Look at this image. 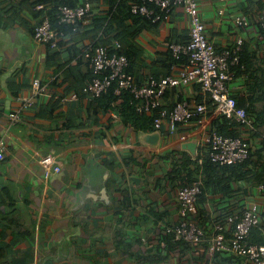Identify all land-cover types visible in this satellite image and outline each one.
<instances>
[{
	"label": "crops",
	"instance_id": "1",
	"mask_svg": "<svg viewBox=\"0 0 264 264\" xmlns=\"http://www.w3.org/2000/svg\"><path fill=\"white\" fill-rule=\"evenodd\" d=\"M94 4L95 13L105 8L102 0ZM263 7L259 0H200L210 41L221 51L243 37L251 53L248 66L253 64L262 76V86ZM238 12L249 16L250 25L236 24ZM42 14L33 0H0V140L5 143L0 159V264H251L233 253L209 249L226 212L242 213L249 200L258 198V185L247 180L233 183V195L207 194L197 219L205 231L199 243L174 241L167 232L179 220L176 191L181 176L195 167L187 161L196 160L195 171L201 172L203 137L222 113L219 108L208 105L205 114L179 124L175 133L164 124L159 146L146 144L143 131L97 110L82 82L75 86L74 76H67L68 65L90 75L88 64L74 55L91 37L75 34L60 48L40 43L34 28ZM188 18L176 6L140 32L137 42L147 53L136 66L141 82L153 74L178 72L169 45L189 38ZM54 51L60 58L51 60ZM241 69L231 92L248 98L256 78L251 68ZM36 78L42 87L37 105L23 108L21 120L12 123L9 113L33 95ZM197 84L169 88L164 105L171 108L180 97L200 101ZM256 102L263 110L264 98ZM257 119L262 133L240 129L251 142L252 157L263 159L264 122ZM192 139H199L197 157L182 147ZM45 155L61 167L49 177L40 160ZM184 163L187 169L179 175L176 168Z\"/></svg>",
	"mask_w": 264,
	"mask_h": 264
},
{
	"label": "built area",
	"instance_id": "2",
	"mask_svg": "<svg viewBox=\"0 0 264 264\" xmlns=\"http://www.w3.org/2000/svg\"><path fill=\"white\" fill-rule=\"evenodd\" d=\"M35 9L43 11L41 20L35 25L34 38L40 43L49 44L52 48H59L60 41L69 39L59 27L70 25L80 32L92 22L95 13L94 0H80L72 5L67 0H33ZM148 2L154 4L150 7ZM181 6L189 17V38L183 42H172L169 47L175 59L186 58L180 64L178 72L155 77L151 75L147 81L138 82L136 77L127 71L129 58L126 54L110 53V44H94V41L81 44V58L88 64L90 77L83 90L89 98H95L106 92L116 83L115 93L118 99L113 101L112 117L121 120V95L124 90L134 94L136 109L139 112L152 113L159 108V114L154 119V130L167 125L171 133L178 130L179 124L189 123L193 117L205 114V101L190 103L186 99L177 100L171 108H164L165 93L169 88L184 86L192 82L200 83L204 95L210 96L222 113L234 117L243 127L253 129V119L245 107L238 106L237 100L231 93V85L235 80L233 67L241 60L244 39L238 37L236 43L224 50H217L215 44L207 35L206 23L200 10V0H132L131 11L153 21L168 16L172 9ZM160 13H157V9ZM50 11H53L52 15ZM221 12L224 9H220ZM260 21L264 30V14ZM235 22L239 27L250 25V18L244 12L235 15ZM264 37V33H263ZM116 47L121 44L115 40ZM42 89L39 78L33 81V95L25 97L23 106L9 113L12 123L21 120V110L36 106V96ZM77 98L76 93L73 94ZM161 133V132H160ZM205 151L209 158L218 164H236L246 160L252 153V145L243 136L224 135L217 130H211L203 137ZM5 143L0 140V159L4 157ZM45 167V176L60 171L61 167L54 164L52 155L40 158ZM202 161V160H201ZM201 177L183 178L176 191L179 220L167 226V232L173 234L174 241H184L191 244L199 243L204 229L199 225L195 215L198 213L197 200L202 191ZM259 196L251 199L244 207L240 216L238 213L230 215L224 222L215 226L210 240L209 249L212 253L227 252L246 258L251 264H264V242L250 240L251 229L260 221V214L264 209V184H258ZM229 231V232H228ZM165 245V243H164Z\"/></svg>",
	"mask_w": 264,
	"mask_h": 264
},
{
	"label": "trees",
	"instance_id": "3",
	"mask_svg": "<svg viewBox=\"0 0 264 264\" xmlns=\"http://www.w3.org/2000/svg\"><path fill=\"white\" fill-rule=\"evenodd\" d=\"M70 4L75 5L76 1L74 0H67ZM131 2L132 0H102V3L105 4V8L101 9L99 12L94 13L92 17V22L89 26L85 27L80 32L74 31L70 25H60L59 27L65 32V34L72 39L75 34H83L89 35L91 39L94 41V44L102 43V44H110V53L117 52L126 54L129 58V66L127 67V71L132 73L138 82L140 81L139 72L136 70V66H138V59L139 53L142 50L139 43L137 42V37L140 32L143 30L145 26L149 23H152L153 20L149 19L148 17L140 14H134L131 11ZM262 7L264 6V0H259ZM150 7H155L154 4L148 2ZM264 8V7H263ZM160 9H157V13H160ZM51 15L53 11H50ZM264 13V9H263ZM165 16V12L163 13ZM158 21V20H157ZM155 23V22H154ZM264 33V30H262ZM115 40H118L121 44L120 47H116ZM65 39L60 41V44H63ZM61 47V46H60ZM59 47V48H60ZM82 49H76L75 56L81 58ZM51 60L59 59L60 53L58 51H54L53 54L50 55ZM172 62L176 64H182L185 62L186 58L182 59H175L172 55ZM251 60V53L247 52L245 49V43L243 44V49L241 51V60L239 64L233 67L235 70L236 76L242 70L241 67L247 66L251 68L254 77L256 78L255 82L251 85L250 88L251 94L248 98L239 96L238 94H233L237 100L238 106L245 107L249 116L253 119V129L258 132V128L262 126L259 124L257 118H259L260 122H264V109L258 110L257 102L258 100H263L264 98V86H262V76L256 74L257 70L253 69V64L250 63ZM252 63V62H251ZM64 65L60 64V67ZM77 66L68 65L66 68L67 76L71 77L74 76L73 80L75 86L79 82H82V89L86 85L88 79L92 77V73L88 76L81 74L78 71ZM154 75V74H153ZM169 75L168 73L164 74ZM155 77H159L160 75L155 74ZM235 76V79H236ZM116 83H113L110 88L103 92L101 95L94 99V105L97 110H103L110 112L113 110V101L117 100L119 97L115 93ZM196 89L199 91L198 93V100L206 101L207 106L212 104L211 109L215 108L216 104L213 102L210 96H206L203 94L201 90V85L198 83L196 85ZM169 94V90L166 91L165 96ZM87 95V94H86ZM121 120L124 123L131 124L137 130L143 132H152L154 131V119L159 114V108L154 110L152 113L146 112H139L136 109V101L134 98V94L130 90H124L121 97ZM183 99V98H182ZM181 97L179 100H182ZM214 104V105H213ZM175 105V104H174ZM173 105V106H174ZM164 108L166 107L165 105ZM167 108V107H166ZM172 108V107H171ZM170 107L168 109H171ZM257 116V118H256ZM194 119V117L192 118ZM242 124H240L234 117H230L225 113H220L218 117H216L211 124V130H217L218 132L224 135L230 136H240L242 134L241 128ZM261 128V127H260ZM252 130V129H251ZM258 133H262L263 129H260ZM254 131V130H253ZM255 132V133H256ZM264 140V139H263ZM203 164L202 170L200 173L195 171L196 160L189 159L187 163L195 164L194 169L186 171V164H182L176 168V172L180 175L181 171L185 170L186 173L182 174L181 178L188 177L191 180L197 178L198 174L201 175L203 184H202V191L198 196L197 205H198V214L195 215L196 219L199 220L200 215L204 211V208H201V203H203L206 198L207 194H219L221 193L224 196L233 195L236 190L233 183L238 182L239 180H247L252 185H258L263 183L264 184V158L255 159L252 157V153L250 156L239 163L236 164H225L221 165L216 162H213L209 155L206 152H203ZM186 160H184L185 162ZM199 167V165H198ZM181 169V170H180ZM199 170V169H198ZM197 173V174H196ZM196 174V175H195ZM195 175V176H194ZM181 179V180H182ZM228 212V211H227ZM227 217L230 215L237 214V211H230L228 212ZM243 213V212H242ZM242 213H238L240 216ZM197 220V221H198ZM225 222V221H224ZM172 236V235H171ZM170 236V237H171ZM172 239V238H171ZM167 240V239H166ZM174 240V239H173ZM250 240L253 242H264V209L260 214V221L259 223L251 229L250 233Z\"/></svg>",
	"mask_w": 264,
	"mask_h": 264
},
{
	"label": "water",
	"instance_id": "4",
	"mask_svg": "<svg viewBox=\"0 0 264 264\" xmlns=\"http://www.w3.org/2000/svg\"><path fill=\"white\" fill-rule=\"evenodd\" d=\"M141 138L143 142H145L146 144L159 146L161 140V133L158 130L153 132H145L141 135ZM198 144H199V139H192L183 143L182 147L190 151V153H192L194 157H197Z\"/></svg>",
	"mask_w": 264,
	"mask_h": 264
},
{
	"label": "rangeland",
	"instance_id": "5",
	"mask_svg": "<svg viewBox=\"0 0 264 264\" xmlns=\"http://www.w3.org/2000/svg\"><path fill=\"white\" fill-rule=\"evenodd\" d=\"M147 56V53L144 51V49H142L139 53V59H138V63L137 64H142L143 61L145 60V57Z\"/></svg>",
	"mask_w": 264,
	"mask_h": 264
},
{
	"label": "clouds",
	"instance_id": "6",
	"mask_svg": "<svg viewBox=\"0 0 264 264\" xmlns=\"http://www.w3.org/2000/svg\"><path fill=\"white\" fill-rule=\"evenodd\" d=\"M153 132V131H152ZM145 133V132H144Z\"/></svg>",
	"mask_w": 264,
	"mask_h": 264
}]
</instances>
